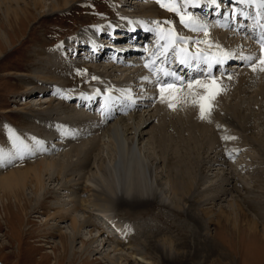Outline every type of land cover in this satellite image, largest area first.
Masks as SVG:
<instances>
[{
    "label": "bare ground",
    "instance_id": "6f19581e",
    "mask_svg": "<svg viewBox=\"0 0 264 264\" xmlns=\"http://www.w3.org/2000/svg\"><path fill=\"white\" fill-rule=\"evenodd\" d=\"M54 1V4L49 3L48 5L52 10L64 7L73 0ZM127 1L131 2V0H126V2ZM44 2L45 0H0V13L2 15L0 29L5 28L3 31H7L0 33V46H4V44L11 45L12 41L8 36V32L13 33L16 28L15 25H17L18 28L22 23H27L30 20L35 21L36 16L43 13V10L40 9L43 8ZM134 3H136V1H134ZM205 4L207 5L208 3ZM135 7L137 11L150 18H158V14L154 11L155 8L153 6L140 4ZM31 9H33V11ZM163 9L164 13L162 15L170 10L167 7H163ZM175 14H177L176 11ZM207 22L208 20L197 18L195 15L190 17L188 22L189 26L186 28L188 30V35L193 34V36L190 35L189 39L187 38V47L192 45L190 41L195 37L194 35L196 33L200 32L198 30L207 26ZM138 24L137 22L120 20L117 26H138ZM211 25L213 27L205 28L209 31L207 32V37L212 42L215 43L217 40L218 42L225 41L226 39L223 40L225 37L228 39L229 36H227L225 31L218 29V27H214L213 24ZM151 28L154 27L151 26ZM194 28L196 30H193ZM90 31V28H84L78 34L79 38L71 39L72 41H70L68 49L70 54L75 51L73 53L75 58L73 59L66 58L64 52H59L58 47L55 48V53L53 51L51 54V63H46L42 70H34L35 80L42 84V88L32 86V81L28 82L29 86H25L27 88L30 87V90L26 87V89L24 88L22 90V92L24 91L28 95L24 97L23 102H19L21 106L23 105L21 107L22 109H28L31 113H29L30 117L26 119L32 126H37L38 124L42 125V121L45 117L50 118L54 114L57 116L56 119L61 118V116L63 119V114L66 113L64 123H69L72 127L64 131L60 130L58 126L60 120L57 119L55 128L52 130V134L55 135L52 141L61 139V142L63 141V143L66 142L67 144H71L68 145L67 151L61 153L59 156L49 158L39 157L34 159L35 154L33 152H28V157L25 156L24 149L26 148H24L23 142L17 140L16 143L13 144L14 140H16V136H8V139L0 138V147H3L5 150L3 154L0 153V197H13L14 201L18 202L20 195H23L27 187L30 190L29 193L33 194V205L39 206L45 199H49V205L46 208L51 211L49 212V210H47V212H45V210L43 212L46 215L43 219V226L48 225L49 221H53L55 224L64 221L68 222L65 226H59L64 227L68 234L60 233L58 244L63 253L69 252L70 259L77 253L79 257L82 256L81 258H86V256H84L86 252L92 248L96 249V242L98 241L99 244H101V248H103V252L102 255L99 254L96 258L103 262L105 261L107 264H129L130 262L131 264H182L184 262L182 259H186L189 254L184 251L179 252V248L177 247H181V243H187V232L193 235H196L197 232L192 229L183 231L177 228L173 225V218H180L183 221L185 220L184 222H189L188 220L190 219V222L193 221L195 223L194 227L197 228L199 218H197L195 214H191V206L187 203H195L200 207V205L208 203V201L220 199L230 190L232 191L231 188H233L231 187L228 189L224 186L230 185L231 182L236 179H234V174L232 173V166L225 162V165H227L226 172L222 171L220 174L216 173L214 176L208 177L204 181L202 179L200 180L198 175L200 172L198 169L201 165L200 162L203 163L204 160L208 167L221 164L224 162L223 157L226 156V150L224 152L221 151L219 156L216 154L214 157L213 155L214 158L208 157V159L199 156L196 143L188 139L189 136H192L193 130L195 129L194 127L204 125V122H202L203 119L202 121L200 119V112H197L198 108L194 107L193 111L185 107L182 108L183 113L180 112L178 116H175L176 114L174 115V121V116L171 119L168 118L170 112L167 111L165 107L157 105V103L163 104L168 98H163V100L160 96L159 89L148 87V82L152 80H150V77L147 79L141 76L142 73L139 71V67H136L139 54H131L125 59H116L113 63H111L109 59L107 61L108 65H103L102 69H104V73H106L109 68L112 69V67L117 69L116 71H122L126 77H124L121 82L115 80L117 83H121V85L115 84V82L111 85V81H109L108 84L104 82L106 84L103 90L104 92L94 87L80 90L74 98L78 99L76 107H73L75 105L65 107L59 102L54 103L52 101V93L48 94V97L45 99H39L38 102L33 104H30L28 101L29 96L33 97L37 92L43 95L41 91L48 85L47 81L64 79L65 75L70 72L68 70L59 69L84 66L81 61L77 62L75 60L81 49L85 48L86 43L84 42L87 40L86 36H90ZM229 31H231V29ZM97 32L102 34L104 30L98 29ZM146 36H150V34L147 33L145 34V37ZM154 38L156 42L159 40V45L156 47L155 51H146L147 58L151 61L157 58L158 50L161 52L168 51L169 45L175 39L170 32L163 29H160V32H154L153 35L149 37V40ZM230 38L232 37L230 36ZM74 42H79V44L76 43V48L73 50L70 48ZM231 43L232 45L229 46L227 43L223 44L224 49H222V52L226 54L225 56L231 59L232 56L229 55L236 56V60L234 61L239 66L242 64L240 62L245 60L244 57L253 56L249 62H251L252 65L255 64L256 68L253 70L252 67L241 66L236 71L234 70L235 74L231 71L233 75L231 74L228 79L219 77L218 79L216 78L214 83L217 82L225 86L229 85L228 87H232L235 82L253 84L254 80L252 78L256 76V72H261V74L256 77L261 82H259L260 84H258V86L263 87L262 89L258 88L259 91L263 90L264 92V71L261 70L258 63H255L259 58L254 55V48L248 45L246 49L242 51L245 56L240 57L239 53H232V51H230L233 49L236 51V39L234 38ZM101 47L103 46L98 44V48L101 49ZM136 47H139V45H136ZM171 50L176 51L175 55H179L181 51L179 45ZM1 51L0 49V52ZM142 52H144V50L140 53ZM70 54L69 57L72 55ZM84 57L89 58L87 56ZM189 57L190 55L186 52V55L183 56V60ZM99 58H95L94 61H98ZM131 58H134V60H127ZM186 62H188V60H186ZM196 63H198L197 60ZM248 72L252 73L249 77L246 76ZM55 73H57V75ZM180 74L181 72H177L176 77L180 76ZM137 76H139V79ZM230 78H232V80H229ZM141 79H144L146 82H142ZM228 80L229 82L227 83ZM200 82L209 83L204 81ZM151 83L157 85V83ZM135 85L136 87L133 88ZM187 85L188 83L182 86H174L175 90L182 88V92L186 95L187 92L183 89H185V87L188 88ZM193 86L196 85L194 84ZM35 87H37V90H34ZM127 87L128 91L126 89ZM217 87L220 92L228 89L227 87L222 90V87ZM97 91L106 94L105 98L102 99L103 106L100 108V111L90 109L93 95H95ZM200 91L204 92L205 89L202 88ZM155 94L161 98L160 101ZM57 100L59 101V99ZM221 103L222 102H220V104ZM132 104L134 106H131ZM166 105L167 104H165V106ZM221 106H223L221 111L223 112L226 124L233 129L234 126H236V120L234 118L239 116L238 107L236 105L227 106L223 103ZM189 108H192V106ZM34 114L40 115V118L37 119L38 121ZM166 118H168L167 120L169 121H164ZM242 118L247 120L246 116ZM152 121L155 122L151 123ZM200 121L201 123H199ZM184 132L185 135L183 136ZM66 133L67 135H65ZM76 133L79 135H76ZM25 139L28 140V137H25ZM252 141L254 143H251L257 145V147H263V151L259 156L260 161L256 160L253 157L254 155H250L252 163L249 165V174L254 176V179L250 178L253 180L254 184L248 185L249 183H247L245 178H241V180L238 179L239 181H236V183L241 182L242 187L245 189L242 202L246 200V203H248L247 205L253 207L255 209L254 211L258 213V210L260 211L261 208L258 209L257 205L260 207L264 205V202L258 200L255 201L257 205H254L249 199L250 192L248 191H250V187H254L263 194L260 190L264 189V167L262 168L260 166L261 168L259 167V169L254 166L255 162H263L264 139H254ZM10 142L13 144L12 146ZM102 143L106 144L111 155L107 160L103 158L99 164L94 166L95 168L91 172V169H88V163L90 162L88 161V163H86V160L93 155L98 156L100 154ZM141 143L148 146L145 152L142 151L143 147L141 148ZM42 149L43 146L36 141L32 150L39 153ZM146 152L148 153L146 154ZM262 155L263 158L261 157ZM28 158L29 160H34H31L32 162H28L29 160L26 162ZM151 158L157 160L154 167ZM15 161L18 162L16 163V167H14ZM18 164L22 165L18 166ZM246 164L247 163L242 162L239 166ZM156 168H160L159 172L163 175L161 179L163 180L162 185L164 189L158 186L155 173L152 171ZM58 180H60L61 183L58 185L53 184V186H57L54 187L56 190H49L47 184L49 183V185H51V183ZM199 185L202 186L200 187ZM251 190H253V188ZM207 194H210L208 198L205 196ZM260 197L262 198L264 196ZM252 198L255 199V196L252 195ZM30 200H32V198H25V202H29ZM155 204H158V210L165 208L170 210L168 215L165 214L162 216L163 219L160 222L161 224L156 221L149 222L150 220L146 221L140 219L137 224L140 225L141 223V228H138L139 226L137 225V228H132V233L129 234L126 233L125 229L120 230L117 224L109 222V211L111 206L126 207L127 210L133 212L137 210L147 212L148 207ZM227 207V211L222 207L218 208L216 213L217 216L215 215L217 220H214L216 226L223 225L228 230L234 232L244 231L248 236L252 235L253 237H257L258 240H264V219L258 218L257 221L254 217H249L235 200H229L227 202ZM199 209L200 212L204 214L203 210L201 208ZM147 214L148 213H146V216ZM143 216L144 215H142L141 218H144ZM219 217L221 218L218 220ZM245 217L249 222L245 221ZM258 222L262 227V232L260 233L255 228ZM135 223H133V225ZM99 224L107 231V234L97 229ZM163 224L167 226L163 227ZM52 227H55V225L47 228V234L53 233L51 230ZM55 228L58 229L57 227ZM93 230L95 231L94 235L91 233ZM171 230H176L178 235L182 234L180 238L187 241H179L176 243L175 240L172 239V235L170 234V236L168 233ZM218 231L219 230L216 232L219 233ZM83 233L85 236L82 240L81 235ZM159 233H161V235H159ZM207 233V229L203 228L202 237L204 239ZM77 238H80V246L75 250L74 243ZM52 251L53 249H51L50 252Z\"/></svg>",
    "mask_w": 264,
    "mask_h": 264
},
{
    "label": "rangeland",
    "instance_id": "374dc122",
    "mask_svg": "<svg viewBox=\"0 0 264 264\" xmlns=\"http://www.w3.org/2000/svg\"><path fill=\"white\" fill-rule=\"evenodd\" d=\"M54 2V0H45L43 8L40 9L43 10V13H41L42 15H37L35 21L30 20L27 23L20 24L18 28L17 25H15L16 28L14 32H8L12 44H4V46H0V49L2 50L0 52V138L8 139V136H16V140H14V143L12 140V143L15 144L17 140L23 142V146L26 148L24 149L25 156L28 157L27 153L33 152L35 154L34 159L39 157H56L67 151L68 145L71 143H63V141L61 142V139L58 141H52V138L55 137V135L52 134V130L55 128L57 119L60 120V122L58 121V126L62 131L70 129L72 126H70L69 123H64L66 113L63 114V119L62 116L61 118L56 119L57 116L54 114L50 118L45 117L42 121V125L38 124L37 126H32L26 119L30 117V112L28 109H22L21 107L23 105L21 106L19 103L23 102L24 97L28 95L24 91L22 92V90L30 81H32V86L42 88V84L35 80L36 77H34V70H42L44 65L52 60L51 54L53 51L55 53V48L58 47L59 52H64L66 58H75L73 55L69 57L70 52L68 48L70 41H72L70 39L79 38L78 34L84 28L96 30L104 27V25L108 23H117L120 20L137 22L139 24L153 26V29H163L168 32L171 28L175 34V42L184 44L187 49L198 47L199 49H207L211 51L222 50L224 43L232 45L231 41L235 38H230L229 36L228 39L226 37L223 38V40L226 39L225 41L227 42H218V40L215 43L212 42L205 34V31L209 32L205 27L213 26L207 22V26L198 30L200 31L198 32L200 34L196 33L194 35L195 37H191L192 40L190 43L192 45L187 47V38L189 39V36H193V34L188 35V30L186 26L181 23L180 16L183 14L185 22L188 24L191 16L195 15L197 18H203V14L186 9L176 0H136V3L133 2L132 4L127 3L123 5L119 4L117 0H73L70 4L64 7L52 10L48 5L49 3L54 4ZM165 3L175 7L177 14H175V11L169 10L166 14L162 15L164 9L161 5ZM140 4L153 6L155 8L154 11L158 14V18H150L137 11L135 6H139ZM31 10L33 11V9ZM1 16L0 13V21L2 22ZM154 21L155 23H153ZM3 29L5 28L0 29V33L7 32L3 31ZM178 37H184L185 40H180ZM201 41L206 42L201 43ZM84 56L83 52L80 51L75 60L77 62L81 61V63L84 64L83 67L59 69L68 70L70 72L65 75L64 79L60 78L61 80L53 79L47 81L48 85L41 91L43 95H40V93L37 92L33 97L29 96V103L33 104L38 102L39 99H45L48 97V94L52 93V101L54 103L59 102L65 107H71L73 105H75L73 107H76L77 103L75 104L73 99L76 97L77 93H79L78 91L87 89L88 87L102 90L106 87V84H108L109 81L117 83L115 80L121 82V80L126 77L122 71H116L117 69L114 67H112V69L109 68L106 73H104L102 66L106 64L108 65V60L102 55V57L99 55L100 58L98 57V61H94V59L90 60V58ZM111 63H113V61H111ZM136 67H139V65L136 64ZM232 72H226L224 75L220 76V78L228 79ZM55 74L57 75V73ZM142 74L144 75V73ZM233 74H235V72ZM260 74L261 72H256V76H259ZM249 75L251 76L252 73L248 72L246 74L247 77H249ZM256 76L252 78L254 80V85L235 82L232 87H228L229 85H220L216 82L215 84L222 87V90L227 87L228 89H226V91L223 90L222 92H220V90L215 92L209 101L211 108L206 113V119L203 118L202 121V118H200L201 121L204 122V125L194 127L195 129L193 130L192 136H189L190 138L188 137L190 141L196 143L199 152L198 154L203 158H214L216 154L219 156L221 151L224 152L226 150V156L223 157L224 162L221 164L208 167L204 160L203 163L200 162L201 165L198 167L200 170L198 174L200 180L202 179L204 181L208 177L214 176L216 173L220 174L222 171L226 172L227 165H225V162L232 166V173L234 174V179H236L231 182L230 185L224 186L228 189L233 187L234 190L231 188L232 191L230 190L220 199L215 201L207 200L208 203L202 204L200 207L195 203H187L191 206V214H195L197 218H199L198 229L194 227L195 223L193 221L190 222V219L188 220L189 222H184L185 220L183 221L180 218L172 217V221L174 222L173 225L177 228L183 231L192 229L197 232L196 235L187 232L186 235L188 241L182 240L180 238L182 234L178 235L176 230L168 232L169 235H172V239H174L176 243L179 241H187V243H181V247H177L179 248V252L184 251L189 254L186 259H182V261H184L182 264H264V240H258L257 237H253L252 235L248 236L244 231L234 232L228 230L223 225L216 226L214 222V220H217L216 213L219 207H222L225 211L228 210L227 202L229 200H235L238 202L244 209V213L249 215V217H254L257 221L258 218L264 219V205L258 207L255 203V201L258 200L264 202V197H260L264 196V189L260 190L263 194L260 193L259 190L257 191L254 187H252L253 190H251L252 188L250 187V191H248L250 192L249 199L251 202L254 205H257L258 209L261 208V210H258V213H256L253 207L247 205L248 203H246V200L242 202V196L245 195V189L242 187L241 182L236 183V181L241 180V178H245L247 183H249L248 185L254 184L253 180H251L254 179V176L249 174V165L252 163V159L250 160V158L254 155L253 157L260 161L259 156L263 151V147H257V145L252 144L254 143L252 141L254 139H264V92L263 90L259 91L258 88L262 89L263 87L258 86L261 82ZM92 77H96L97 79L94 80ZM216 78L210 79L209 77H206L202 81L214 83ZM229 80H232V78ZM119 82L117 84L121 85ZM181 84L185 85V83ZM35 88L34 90H37V87ZM27 89L30 90V87ZM199 89L202 90V88L197 85L193 86L191 89L185 87L183 90L187 92L186 95L182 92V88L177 89L172 94L171 103L173 104V107L170 108L168 106L170 102L169 99L164 101L163 104L157 103V105L165 107L167 111L170 112V115L168 116L170 119L175 114V116H178V114L180 115V112L183 113L182 108L185 107L187 109H192L193 111L194 107H196L198 108L197 112H200L197 101L200 96L206 94V90L202 92ZM156 95L157 94H155V96ZM158 98L160 101L161 98L159 96ZM57 99H59V101ZM220 102L227 106L236 105L238 107L239 116L234 118L236 120V126H234L233 129H231L224 120L223 112L221 111L223 106H221L222 103L220 104ZM165 104L167 105L165 106ZM191 106L192 108H189ZM34 116L36 120L40 118V115L34 114ZM175 116L173 117V121ZM243 116H246L247 120L242 118ZM168 118L164 119V121H169L167 120ZM201 121L199 123H201ZM154 122L155 121H152L151 123ZM67 133L65 135H67ZM76 135L79 134L76 133ZM184 135L185 132L183 136ZM25 137H28V140L25 139ZM36 141L43 146V149L39 153L32 150ZM12 143L10 142L11 146L13 145ZM143 143H141V148L143 147L142 151L145 152L148 146ZM206 144L210 148H208ZM0 151L2 154L5 152L3 147H0ZM147 153L148 152H146V154ZM110 155V150L105 143H102L100 154L98 156L93 155L86 160V163H88V161L90 162L88 163V169H91L90 171L92 172L95 165L99 164L103 158L105 160L109 159ZM261 157L263 158V155ZM28 160L29 158L26 162ZM31 160L32 159L28 162ZM152 161L154 167L157 160L152 159ZM262 161L263 162L260 163L254 161V167L259 168L261 166L263 168L264 158ZM242 162L247 164L239 166ZM16 163L18 162L15 161V165L13 164L14 167L17 166ZM22 164H18V166ZM159 170L160 168H156L152 171L155 173L158 186L164 189L162 185L163 180L161 179V176L163 175L160 174ZM59 183H61L60 180L51 183L52 186L48 183V189L53 190L54 187H57L53 186V184L58 185ZM199 186L201 187L202 185ZM29 192L30 190L26 187L23 195H20L18 202L14 201L13 197H0V261L3 264H107L105 261L103 262L96 258L99 254L102 255L103 252V248H101V244H99L98 241L96 242V249L92 248L93 250L91 249L86 252L84 255L86 258H81L82 256L79 257L77 253L70 259L69 252L63 253L58 244L60 233L66 235L68 233L64 227L59 226H65L68 222L64 221L55 224V222L53 223V221H49L48 225L43 226V219L46 216L43 212L45 210V212H47V210H49V212L51 211L46 208L49 205V199H45L41 205L35 206L33 205V194ZM208 195L210 194L205 196L208 198ZM252 195L255 196V199L252 198ZM25 198H32V200L25 202ZM157 206L158 204L150 205L147 212H142L141 210L133 212L127 210L126 207L111 206L109 211V222L117 224L120 230L125 229L126 233L131 234L132 228H137V225L139 226L138 228H141V223L140 225L137 224L140 219L160 223L163 219L162 216L170 213L169 209L165 208L158 210ZM199 208L203 210L204 214L200 212ZM146 213H148L147 216ZM142 215H144V218H141ZM220 218L221 217H219L218 220ZM245 221L249 222L246 217ZM133 223L135 224L133 225ZM54 225L58 229L52 227L51 230L53 233L47 234V228ZM162 226L165 227L167 225L163 224ZM203 228H206L208 232L205 239L202 237ZM255 228L259 233L262 232V227L259 222ZM217 230H219V233L216 232ZM91 233L94 235L95 231L93 230ZM83 234L81 235L82 240L85 236V234ZM159 235H161V233H159ZM79 246L80 238H77L75 239L74 249L76 250ZM51 249H53L52 252H50ZM129 264H131V262Z\"/></svg>",
    "mask_w": 264,
    "mask_h": 264
},
{
    "label": "snow or ice",
    "instance_id": "6c2138e0",
    "mask_svg": "<svg viewBox=\"0 0 264 264\" xmlns=\"http://www.w3.org/2000/svg\"><path fill=\"white\" fill-rule=\"evenodd\" d=\"M214 2V0H213ZM262 3H264V0H261ZM162 7H168L170 10L175 11L176 9L168 4H162ZM179 14V13H178ZM180 21L182 24H184L186 27L189 26L186 22H185V17L184 16H180ZM155 23V21L153 22ZM170 23V22H168ZM193 30H196L195 28ZM169 32L172 33L173 37L175 38V34L173 32V30L170 28ZM205 34L207 35V32L205 31ZM178 39L180 40H185L184 37H178ZM206 41H201V43H205ZM260 44V49H259V60L257 61V63L261 66V70L264 71V39H262L261 41H259ZM191 55V54H188ZM226 55V54H225ZM178 59H180L179 55L177 57ZM197 61H199V55L196 56ZM245 60H251L252 57H244ZM181 63H186V60L180 59ZM220 63H223V58H221L219 60ZM149 65L146 63L145 67H148ZM209 67H211V62H209ZM251 67L253 68V70H255L256 65L253 64L251 65ZM165 75H168L167 72H165ZM173 76H176L175 73H172ZM92 79H97L96 77H92ZM176 79L181 80V77H176ZM197 85L201 88H204L206 90V94L203 96H200L198 98L197 103L199 104V108H200V117L203 119L206 116V113L210 110L211 108V104L209 103V101L211 100L212 96L215 94V92L219 91L217 85L215 83H203L200 81H192L189 80L188 81V87L189 89H191L193 87V85ZM157 88L160 91V96L161 98H168L169 99V104L168 106L171 108L173 107V104L171 103V99H172V93L175 91V86L173 84H158Z\"/></svg>",
    "mask_w": 264,
    "mask_h": 264
},
{
    "label": "water",
    "instance_id": "95a60500",
    "mask_svg": "<svg viewBox=\"0 0 264 264\" xmlns=\"http://www.w3.org/2000/svg\"><path fill=\"white\" fill-rule=\"evenodd\" d=\"M0 264H3V263L0 261Z\"/></svg>",
    "mask_w": 264,
    "mask_h": 264
}]
</instances>
